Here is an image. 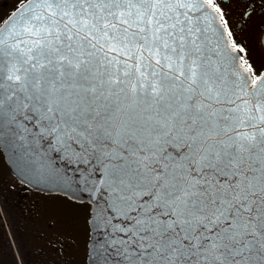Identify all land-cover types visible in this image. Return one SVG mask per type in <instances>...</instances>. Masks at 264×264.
<instances>
[{
  "label": "snow or ice",
  "instance_id": "1",
  "mask_svg": "<svg viewBox=\"0 0 264 264\" xmlns=\"http://www.w3.org/2000/svg\"><path fill=\"white\" fill-rule=\"evenodd\" d=\"M223 19L217 0H18L0 17V141L70 167L105 264H264V72Z\"/></svg>",
  "mask_w": 264,
  "mask_h": 264
},
{
  "label": "flooded vegetation",
  "instance_id": "2",
  "mask_svg": "<svg viewBox=\"0 0 264 264\" xmlns=\"http://www.w3.org/2000/svg\"><path fill=\"white\" fill-rule=\"evenodd\" d=\"M18 0H0V17ZM249 63L264 71V0H217ZM248 15H245V13ZM89 204L18 180L0 149V264H88Z\"/></svg>",
  "mask_w": 264,
  "mask_h": 264
},
{
  "label": "water",
  "instance_id": "3",
  "mask_svg": "<svg viewBox=\"0 0 264 264\" xmlns=\"http://www.w3.org/2000/svg\"><path fill=\"white\" fill-rule=\"evenodd\" d=\"M214 27L226 35L221 21L215 22ZM0 149L9 169L18 180L34 189L65 195L70 199L86 202L89 205L92 203L89 199V194L82 191L79 185L73 184L70 188L64 185L61 180L64 173L67 171L69 176L74 174L64 160L58 158L57 154L51 151L46 143L26 144L23 141L5 138L0 141ZM42 158L47 159L48 167L52 170L50 175L47 173L40 174L36 171ZM88 225V264H105L106 256L103 254L104 249L101 247L104 240L107 239L104 236V230L93 226L89 222V217ZM117 259L109 256L107 257V264H117Z\"/></svg>",
  "mask_w": 264,
  "mask_h": 264
}]
</instances>
